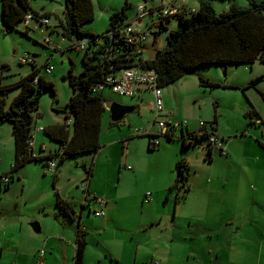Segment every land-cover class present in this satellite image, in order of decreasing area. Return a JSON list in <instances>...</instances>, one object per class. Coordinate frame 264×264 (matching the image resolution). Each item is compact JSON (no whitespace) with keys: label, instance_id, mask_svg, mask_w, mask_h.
<instances>
[{"label":"crops","instance_id":"crops-1","mask_svg":"<svg viewBox=\"0 0 264 264\" xmlns=\"http://www.w3.org/2000/svg\"><path fill=\"white\" fill-rule=\"evenodd\" d=\"M199 1L197 0V5ZM206 1L210 2L214 10L216 5L222 11L230 4L240 8L248 6L247 0ZM197 5L194 8L186 5L179 7L195 9ZM157 7L164 5H154L151 8ZM44 15L48 17L49 14ZM52 30L48 29L49 37L55 32ZM146 44L147 42L143 46L142 55L147 51ZM56 47V53L63 48L59 45ZM198 70L197 68L188 75H194L197 81L201 77L217 83L219 87L216 88L227 89L224 86L230 85L243 92L254 88L248 87V81L241 86L232 81L228 82L227 79L224 82L210 79L207 75L204 76V70ZM185 76L187 75L181 78ZM175 82L172 84L175 85ZM198 87L202 91L207 90L199 85ZM106 88L101 91V95ZM143 94L151 97L148 105L150 113L146 115L140 104ZM161 95L163 110L169 111L175 120H187V125L178 129L181 131H176L171 140L160 143L158 149L150 147L147 137L134 136L132 133L136 128L133 125L147 128L149 122L152 123L155 118L151 93L140 89L134 97H126L130 101L121 105L133 107L129 114H137L143 120L125 115L120 124L111 125L108 112L111 103L104 102L100 147L94 154L79 155L84 157L80 165L84 180L82 174L72 175V179L67 178L70 176H63L61 166L77 156L52 169L44 165L45 161L41 162L47 172H55L53 205L46 208L45 203L39 204L40 216L25 222L15 215L13 218L16 220L9 221L5 217L6 212L0 211V264H75L78 229L84 233L85 240L81 264H149L152 260H158L160 264H264V144L247 134V129L255 132L254 127H262V133L264 132V109L260 112L247 101L246 106L241 109L242 121L232 131L219 132L217 123L214 125L213 134L220 139L224 152L220 154L216 149L208 147L204 140L198 139L182 145V139L179 138L180 132L186 134L197 131L199 121L205 122V130L209 131L208 125L214 114L210 121H196L193 114L181 108V91L178 86L164 94L162 92ZM248 111H253L262 121V125L257 126L253 123L254 119L246 117L245 113ZM62 122L59 119L45 122L44 125L35 122L34 126L45 128L47 125ZM33 132L34 154L39 153L42 145L48 150L56 147L42 131ZM236 139L247 141L239 149H234L232 142ZM193 148L202 152V163L208 170L198 176L194 186L189 181V152ZM181 159H185L189 168L188 190L182 199L176 201L175 192H168V189L174 185V167ZM83 166L91 167L89 177L86 176ZM16 177L19 181L17 174ZM64 177L66 182L63 186L67 184V187L55 185V182ZM80 192L84 194L81 195ZM146 192L151 193L148 202H144ZM56 195L73 205L74 219L69 220L56 214ZM88 195H92V199L99 196L105 199L104 216H91L93 209L90 208L91 202L86 199ZM2 212L5 214L2 215ZM178 218L183 222L178 221ZM34 221H38V233L30 227ZM41 250L43 255L39 256Z\"/></svg>","mask_w":264,"mask_h":264},{"label":"trees","instance_id":"trees-1","mask_svg":"<svg viewBox=\"0 0 264 264\" xmlns=\"http://www.w3.org/2000/svg\"><path fill=\"white\" fill-rule=\"evenodd\" d=\"M30 1L1 0V18L5 29H13L22 22L25 13L32 14L34 20L47 17L31 12ZM247 1L249 6L246 8L230 4L219 14H216L206 0H200L195 9H178L176 15L166 18V22L160 23L151 33L156 37L162 30L167 29L172 18L178 21L177 28L166 34L165 48L157 50L154 57L148 59L122 39V29L129 22L124 11L127 8L126 1L119 12L110 15V26L105 33L96 35L80 29L82 24L94 19L92 0H64L62 19L59 20L62 37L71 40L68 46L71 49L82 39H87L88 45L81 51V72L74 74L70 67L63 76L72 90L65 104L63 122L43 128L44 135L56 147L48 150L45 155L33 157L28 146L35 125L33 115L38 110L40 96L48 91L55 99L52 82L40 74L44 65L38 68L29 64L31 70L26 76L15 83L0 84V123L10 124L14 147L10 170L0 175H7L10 183L13 173L28 163L45 161L44 165H47L56 160L57 166L73 157L96 153L100 147V124L105 107L101 92H93V88L103 82L106 76L116 74L122 69L153 70L157 84L162 88L200 66L250 65L254 61L264 63V0ZM261 81H264V73L250 80L248 87L255 88ZM198 85L206 89L219 87L217 83L201 77L198 78ZM224 87L236 88L230 85ZM15 88L18 89L16 95L6 103L7 92ZM260 96L264 100V94L260 93ZM245 116L250 120L259 119L253 111H248ZM120 122L110 124L118 125ZM215 124L216 115H213V120L209 123L210 133L214 132ZM203 139L204 137L200 138ZM187 144L189 142L183 139L182 145ZM83 169L89 177L91 167L83 166ZM174 171V185L168 192L174 191L176 201H179L188 190L189 168L185 159L176 163ZM55 205L56 214L69 220L74 219L75 210L70 202L56 195ZM75 244L74 263L81 264L85 240L84 233L79 229Z\"/></svg>","mask_w":264,"mask_h":264},{"label":"rangeland","instance_id":"rangeland-1","mask_svg":"<svg viewBox=\"0 0 264 264\" xmlns=\"http://www.w3.org/2000/svg\"><path fill=\"white\" fill-rule=\"evenodd\" d=\"M125 1L127 8L124 11L129 20L135 17L138 5L145 6L146 8L154 7V5L159 6L160 4L164 5V7H169L171 4H174V6L177 7L180 5H186L188 8H194L197 5V0H92L94 19L82 24L80 29L96 35L103 34L110 26V15L119 12ZM63 2L64 0L30 1L31 12H37L40 15L49 14L47 19L51 24V28L55 31L54 33H51L50 38L55 42V45L63 47L61 51L59 50V53H53L41 43L42 38L48 35V29L40 25L37 20L22 21L13 29H5L1 18L0 0V84L5 85L15 83L18 79L26 76L30 72L31 68L28 64H20L18 62V57L24 53H27L34 58L38 68H42L44 62L51 56L50 62L53 66L52 72L50 74H45L41 69L40 74L45 79L52 82L55 90V99L52 98L48 91L40 96L38 110L33 115L35 122L40 125H44L45 122H51V120L59 119L60 121H63V112L66 110L65 104L69 98L68 96L72 94V90L68 86L67 81L63 79V76L67 74L70 67L74 74H79L82 70L81 52L69 48L68 46L70 45L71 40H67L61 35L59 20L62 19ZM213 2L215 5V1ZM247 5L249 6L248 3H246V6ZM215 8L216 14L223 12L219 7H216V5ZM145 21H149V18L145 17ZM132 24L136 25V22L133 21ZM177 26L178 21L172 18L167 29L162 30L156 37L150 35L145 46L147 51L143 53V57L151 59L154 57L157 50L164 49L166 46L165 37L167 32L176 29ZM14 52L15 55L13 54ZM226 67L227 72L225 70ZM198 69V71L204 70V76L207 75L210 79L215 78V80H219L220 82H224V80L227 79L228 82L232 81L242 86L247 81L249 82L251 79L263 74L264 64L256 61L250 67L241 64L200 66ZM175 83V85L169 84L162 87L161 91L163 94L173 87L178 86L181 91V108L187 113L193 114L196 121H210L212 115H216V127L219 132H230L235 125L237 126L238 123H241V109L246 106L247 101L253 104V106H255L260 112L264 109V100L260 96V93L264 94V82L259 83L257 88L247 89L244 90V92L240 88H216L212 91L209 89L202 91L198 87L196 77L191 74H187V76L179 79ZM17 91L18 89L15 88L7 92V95L5 96L6 103H9V101L16 95ZM101 97L105 103L126 104L130 101L129 98L112 93L109 88L104 90ZM142 100L143 101L140 104L145 111L144 115H146L147 113H150L148 105L151 103V97L149 94H143ZM127 116L143 120L139 119L137 114H127L126 117ZM148 125H151V121ZM103 127L105 128V123L103 124ZM134 127L142 128L141 126L133 125V128ZM250 127L251 126H249V128ZM155 129L156 128L154 127L153 130ZM254 129L255 132L247 129L248 136L251 135L254 139H258L264 144L262 127H254ZM33 134H35V132H33L32 135ZM163 141L164 140L161 139V143H163ZM245 141L247 140H233L232 147H234V149H239ZM178 147L180 148V143L178 144ZM195 148L189 152V160L191 162V178H189V181H191L192 186L195 185L198 176L203 175L208 171L202 163L204 155ZM13 149V138L10 124L2 123L0 124V174L9 172L10 165L13 161ZM83 160L84 157L77 156L74 160L65 162L61 166V169L64 171L63 176H70L67 178L72 179V175L82 174V180H84L85 176H83V171L80 168ZM91 161L92 158L89 163ZM53 162L55 164L57 163L56 160H53ZM16 174L19 177V181L16 180ZM54 174L55 172H47L46 169L42 167V163L36 161V163L32 162L23 169L21 168L14 172V179L7 187L4 183L0 182V211L6 212V214L2 212V215L5 214V217H7L9 221L16 220V218H13L14 215L21 217L22 222L38 218L41 214V207L39 204L45 203L46 208L51 204L53 205ZM66 177L62 180L60 179L59 182H55V185L60 184L64 188L67 187V184L63 186L66 182ZM80 193L81 195L84 194L83 192ZM95 198L102 197L99 196ZM86 199L91 202L90 208L96 210L97 208L93 202L92 195H88ZM91 216L96 218L93 213H91ZM179 216L181 217L182 215L180 214ZM180 220L181 219L178 218V221ZM33 223H38V221H34ZM33 233L34 232H32V235H34Z\"/></svg>","mask_w":264,"mask_h":264},{"label":"built area","instance_id":"built-area-1","mask_svg":"<svg viewBox=\"0 0 264 264\" xmlns=\"http://www.w3.org/2000/svg\"><path fill=\"white\" fill-rule=\"evenodd\" d=\"M180 8L181 7L175 6L146 8L145 6L138 5L136 8L135 17L129 20L128 25L124 26L122 29L123 41L126 44L133 46L137 53H142L143 46L147 42V39L151 35V33L155 31L160 23H165L166 18L176 15L178 13V9ZM145 17H148L149 21H145ZM33 19L34 17L30 13H25L23 16V21H31ZM37 21L45 28L51 29V24L47 17L39 18ZM133 21L136 22V25L132 24ZM41 43L44 47L50 49L53 53L57 48L54 41L48 35L42 38ZM87 45L88 40L82 39L73 47L76 51L81 52L87 48ZM50 59L51 56L43 64V72L45 74H50L53 70ZM18 62L20 64L35 65L34 59L27 53L19 56ZM34 82H36V80H34ZM105 87L109 88L111 92L125 97H134L137 91H139L140 89L146 90L151 93L152 109L155 117L154 121L147 128H134L132 130V133L134 136L147 137L150 141V147L152 149H158L161 143V139L166 140L173 138L176 131H181L178 129H181L182 127L187 125L186 120H175L172 118L170 112H165L163 110L161 88L157 84L156 74L153 70L139 68L122 69L116 74L106 76L103 82L98 83L94 86L93 92H101ZM254 123L257 126L262 125L260 119H255ZM198 125L199 129L195 132L186 134L180 132V138L182 140L184 139V141L186 142H190L191 140L204 137L203 140L208 145V147H212L220 152V154H224L220 144V139L213 133L205 130V122L199 121ZM154 127L156 128L155 130H153ZM33 130L43 132V128L41 127L34 126ZM262 136L264 138V132L262 133ZM32 145L33 136L31 134V138L28 142L31 155L35 157L38 156V154H47L48 149L44 145L40 147L38 154H34L32 152ZM46 166L49 169H52L56 167V164L54 162H49ZM127 169H130V167H127ZM0 182L4 183V185H7L9 182L8 176L0 175ZM84 184L85 183L82 184L83 188ZM150 196L151 193L146 192L144 202L150 201ZM93 202L95 203L97 209L91 210V213H93L96 217L104 216L106 201L102 198L94 197ZM42 255L43 251L41 250L39 251V256ZM149 264H160V262L158 260H152Z\"/></svg>","mask_w":264,"mask_h":264},{"label":"water","instance_id":"water-1","mask_svg":"<svg viewBox=\"0 0 264 264\" xmlns=\"http://www.w3.org/2000/svg\"><path fill=\"white\" fill-rule=\"evenodd\" d=\"M15 55V52L13 53ZM133 111V107L127 106V105H121L118 103H111L110 106L108 107V112H109V118L111 122H119L121 121L125 115L131 113ZM181 137V133L179 135V138ZM194 140H191L190 142H193ZM31 229L38 233V224L37 223H32L30 225Z\"/></svg>","mask_w":264,"mask_h":264}]
</instances>
